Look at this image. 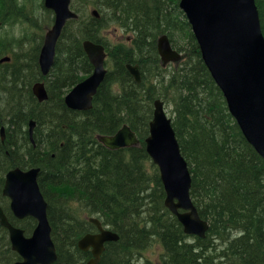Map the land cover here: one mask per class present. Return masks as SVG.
<instances>
[{
	"label": "trees",
	"instance_id": "obj_1",
	"mask_svg": "<svg viewBox=\"0 0 264 264\" xmlns=\"http://www.w3.org/2000/svg\"><path fill=\"white\" fill-rule=\"evenodd\" d=\"M3 1L0 0V25L7 20V10ZM77 2L78 0H74L71 6L79 14L78 6L76 7ZM83 2L86 3L85 8L89 18V7L96 8L100 13V16L94 19L105 21L110 17L109 6H113L125 19V21L109 19L105 23L101 22L94 34L87 33L86 35V38L104 44L107 52L105 64L109 68L93 97V106L90 110H67L62 102L53 99V93L64 98L76 83L92 72L93 66L81 44L83 60L74 70V75L66 81L62 72L64 64L61 61L59 46L65 41L68 45L65 46L67 55L69 48L79 43L73 39L68 40L66 31L67 26L71 24L80 25L83 22L81 16L67 22L57 42L55 61L50 73L43 78L39 77L46 85L48 93L46 101L38 102L30 89L27 93L23 90L21 86L24 81L20 78L25 79L26 76L17 73L14 70L15 67L10 66L13 69L11 74H5V71L0 72V77L9 75L12 78L10 82L13 85L8 86L6 94L9 95L8 101L16 103V107L6 104V108H11V113H8L6 117L9 125L18 124L25 130L19 139L21 146L28 145L27 122L34 116L37 117L39 126L45 128L48 133L50 132L45 137H50L55 142L57 140L55 137L53 139L54 135L51 134L53 131L50 130L54 124L60 127L62 122L66 130L59 128V133L55 135H64L65 131L68 132V128L74 131L80 129L77 123L71 121L73 116H84L86 121L95 120L97 122L94 124L95 131L90 133L92 141L83 146L84 150L81 153L75 157L69 148L66 155H60L61 164L51 166L54 171H51L52 175L48 176L49 183L46 184L39 173L38 183L49 204L51 234L58 252L56 263L59 264L61 256V248L58 246V230L59 238L66 227L75 229L80 237L93 228V225L83 221L78 229L73 222L68 225L63 223L64 217L66 214L71 215L74 206L90 213L88 206L94 204L95 216L114 231L116 227L113 229L110 221H115L117 226L120 225L117 224L116 219L111 218L112 216H105V212H110L102 203L118 207L120 203L113 202L117 196L121 195L122 200L123 198L128 200L130 194L145 183L147 191L152 193L150 196L155 191L157 194L154 200L145 203L141 200L140 204L143 208L147 206L145 214L154 213V215L144 216V218L140 212L138 213L137 222L133 226L135 230L129 232V242L126 247L120 249L119 253L127 249L134 256L149 248L157 238L165 253L160 260L161 264L176 262L175 258L181 263L197 264L193 245L198 241L200 253L203 254L210 249L212 256L215 255L218 260V264H264V157L259 155L247 142L229 113L223 94L202 61L191 28L179 9V0H83ZM255 3L264 35V0H255ZM18 16L19 19H26L22 14ZM110 26L121 29L124 40L121 39L115 43L107 42L101 35V31ZM160 34H167L172 46L182 53L181 59L176 64L161 65L156 49V39ZM120 51L121 59H119ZM137 56L142 59H138ZM112 60L120 64L125 61L138 63L142 82L136 83L126 69L125 76H121L122 80L111 81ZM150 64H154L158 71L156 73L159 75L165 72L162 68H169L170 72L164 83L161 82L164 78H161L157 82L158 86L155 84L156 88L153 85L149 86V90L146 89L147 92L144 94L142 89L146 81L144 73L151 70L148 68ZM156 73H152L154 77H158ZM126 80L129 83H126ZM155 89L161 92L157 94L160 98L172 105V126L191 174L190 195L200 217L209 222L206 237L203 239L195 237L193 238L194 243H190L192 240L183 233L182 226L176 217L164 206L165 193L158 169L145 151L144 139L148 135L149 122L152 118ZM15 98L16 101L13 100ZM144 98L149 100L148 107L143 106ZM41 111L44 113L42 117L46 122L38 118L37 114L42 113ZM64 111H66L65 114ZM125 123L135 132L139 139L138 145L110 150L97 140L98 134H114ZM90 127L92 123L86 128ZM6 134L7 140L9 133L6 132ZM65 137V140L69 139L68 136ZM7 145H0V155L5 156L6 152L12 154L13 150ZM65 147L66 145L63 146ZM14 149L16 150L15 147ZM19 153L20 157H23V153L20 151ZM87 154H91V157L87 158ZM64 159L68 161V164L63 161ZM24 161L17 160L19 163L10 167L20 165V167L28 168L39 164L37 158ZM84 164L85 169L81 171ZM60 165L65 167L61 168ZM93 166L94 170L96 166L100 169L97 173L93 171L94 187H91L86 183L88 181L82 179V175H85V170L90 174ZM136 170H139V175L136 174ZM140 172L144 179H147L146 181L139 177ZM4 174L5 172L1 173L0 177L2 186ZM44 183L53 190L51 197L48 196L43 186ZM53 199L61 202V209L56 213L52 211ZM151 206L154 208L153 212H149ZM5 212L9 220L22 227L26 233L34 228V219L16 220L10 211L5 210ZM57 216H60L62 221L58 222ZM164 216H168V219H164ZM130 219L131 216L127 215L122 220ZM25 221H32L33 226L27 229L24 225ZM52 222L57 223L59 229ZM0 231L5 232L6 230L0 225ZM182 235L185 237L183 242L179 241V236ZM215 236L214 239L221 241L220 245L210 244L207 240ZM5 241L9 259L15 261L18 256L11 251L8 240ZM117 241L106 243L105 251L98 264H111L107 257V248ZM209 257H204V260ZM144 261L151 264L147 258H144Z\"/></svg>",
	"mask_w": 264,
	"mask_h": 264
},
{
	"label": "water",
	"instance_id": "obj_2",
	"mask_svg": "<svg viewBox=\"0 0 264 264\" xmlns=\"http://www.w3.org/2000/svg\"><path fill=\"white\" fill-rule=\"evenodd\" d=\"M70 3L71 0H44V6L54 13L53 24L45 33L38 58L44 75L53 65L56 43L63 27L67 20L77 17L70 9ZM179 6L184 10L202 61L221 90L230 114L249 144L264 157V36L255 1L180 0ZM92 14L98 16L95 10ZM156 46L163 65L180 59L181 54L172 47L166 34L158 38ZM83 50L93 66L92 73L65 96L72 110L79 111L92 107V98L106 74L104 46L85 40ZM127 69L135 81L140 82L138 65L128 64ZM31 90L39 102L47 100L43 82H35ZM29 125L32 135L33 123ZM97 139L109 149L135 146L139 142L127 124L115 134L98 135ZM145 147L159 169L166 194L164 205L176 215L185 233L205 237L209 224L200 218L191 200L188 164L160 99L154 101ZM38 174L39 169L35 167L28 170L14 168L5 174L2 194L10 199L13 215L17 218L31 216L37 221L31 236L26 237L22 229L8 221L0 207V224L9 232L12 250L22 257L15 264H52L57 258L47 218V202L37 184ZM88 221L96 225L98 232L83 235L78 240V247L83 251L91 247L93 257L86 264H97L104 244L116 241L118 235L105 228L98 218L89 217Z\"/></svg>",
	"mask_w": 264,
	"mask_h": 264
},
{
	"label": "bare ground",
	"instance_id": "obj_3",
	"mask_svg": "<svg viewBox=\"0 0 264 264\" xmlns=\"http://www.w3.org/2000/svg\"><path fill=\"white\" fill-rule=\"evenodd\" d=\"M82 5H78V10H79V16L82 17L83 22L80 25H69L67 26V38L68 40H76L79 41V43H76L75 46L70 47L68 50V54L66 55L67 51L65 52V46H68L65 44V41L61 43V45L59 46V50H60V54H61V61L64 64V67L62 68V72L64 74V79L66 81H68L73 75H74V70L76 68H78V66L81 64L82 60H83V55L81 53V49H80V44L81 47L83 48V42L85 40H91L89 38H86L87 33H92L94 34V32H96V29L98 27V25L101 22H106L109 19H119L122 21H125L124 17H122L118 11L115 10V8L112 6H109V13H110V17L108 19H106L105 21H99L94 19V17L90 16V18L88 17L87 13H86V3L85 2H81ZM16 4V1H15ZM14 9L9 8V12H13ZM24 15V14H22ZM44 17L45 19H52L53 18V14L51 12H44ZM27 18H30L27 16ZM102 29V28H101ZM41 40V39H40ZM65 40V39H64ZM27 45V44H25ZM25 45L22 43H17L14 47L15 48H11V50L9 51V53L11 54L10 56H5L3 58L0 59V65H5L8 67L12 66L15 67L14 70L17 71V73H20L24 76H26L29 71L33 68V73L35 75V79L37 77L40 76L41 74V78L44 77V74L41 73L40 68H39V63H38V58H39V53L40 50L42 48L43 45V41H40V46L39 50L37 52V48H38V43L35 44V48H34V52L33 55L30 54V49L31 47L27 48L25 47ZM23 47L27 48V49H23ZM29 49V51H28ZM85 52V51H84ZM37 53V54H36ZM32 55V56H30ZM121 51H120V56L119 59H121ZM88 58V57H87ZM138 59H142V57H138ZM3 59V60H2ZM7 59V60H6ZM113 67L111 69V73H112V78L110 79L111 81L114 80H122L121 76H125V69L127 70V65H134V64H138V63H132V61H125L122 64H120L119 62H115V61H111ZM118 65H121L122 67H119ZM139 65V64H138ZM12 70L9 71H5V74L12 73ZM37 72L39 73V76H37ZM50 73V72H49ZM48 73V74H49ZM145 75V74H144ZM48 76V75H47ZM116 79H115V78ZM11 76L7 75L6 77H1L0 78V82L3 80V82H6L8 80H10ZM27 78V77H26ZM146 78V75H145ZM148 78H150V74L148 75ZM26 81L24 80L23 84ZM142 82V81H141ZM140 82V83H141ZM126 83H129L128 80H126ZM22 84V85H23ZM22 87V86H21ZM29 86L26 87V89L23 90L25 92L29 91ZM149 86H143V93L146 94L147 90H149L148 88ZM32 88V86H31ZM147 89V90H146ZM22 90V92H24ZM32 93V90H31ZM155 97L153 98L152 101V113L154 111V101L157 100L158 98H160L159 95L161 92L157 89H155ZM33 95V94H32ZM8 94H4V91L1 90V94H0V115H1V110L4 106V104H11L12 106L16 107V103L12 102L11 100L8 101ZM16 97L18 98V94L16 95ZM144 97V96H143ZM53 99L55 101H60L63 103L64 107L67 110H72V108L67 104L65 98H61L60 96L56 95L55 93H53ZM14 101H16V98L13 99ZM18 100V99H17ZM32 101V100H31ZM149 104V100H147V98H144V103L143 106L148 107ZM73 111H77V110H73ZM42 113H38V118L40 119V121H44L45 119L42 117V115L44 114L43 111H41ZM63 112V111H62ZM164 112L167 113L166 107H164ZM66 113V111H64V114ZM75 115V114H74ZM143 118V117H142ZM173 118V112L171 115V119ZM73 123H77V126H79V130H72L70 128H68V132L65 131L64 135H55V133H59L58 129L59 128H63L64 130L65 127L63 126L62 122L59 125L60 127H58V125H53V127L51 126L50 130L53 131V139L55 137V140H57L56 142L53 141L50 137H45L46 135H48L49 133L47 131H45V128H41L42 126H39L38 124V119L37 117H33V118H29L28 122H27V131L28 134L26 133V138H27V144L26 146H21L19 144V139L23 134V131H25L24 129H22V127L18 126V124H14L9 125L8 123H4L0 120V145L1 146H9L11 150H13L12 154L10 155L9 153H5V156L0 155V177H1V173H6L9 170H12L14 168H20L22 170H28L32 167H28V168H23L20 167V165L18 166H12L13 164H17L20 161H31L33 160V158H37L39 159V164H34L32 166H35L39 169L40 174L42 179L47 183H49L47 180H49L48 176L52 175L51 171H54L51 169L52 165H56L58 163H60V155H66L68 152V149L71 148V153H73V156H77L79 153H81L84 148L83 146L89 142H91V136L90 133L94 130L95 131V127L94 124H96L97 122L94 120H88L86 121V117L84 116H73V119L71 120ZM30 122L33 123V129L32 132L33 134L31 135L29 132V124ZM46 122V121H44ZM92 123V127H90L89 129H87L86 127H88L89 124ZM38 124V125H37ZM37 127V129H36ZM36 129V132L34 134V131ZM70 129V130H69ZM12 131V132H11ZM6 132L9 133V137L6 140L7 134ZM65 136H68L69 139L65 140ZM97 138V137H96ZM7 143H6V141ZM98 140V139H97ZM65 148H63V146H65ZM14 147L16 148V150L14 149ZM53 147V148H52ZM24 148V149H21ZM29 148L31 150H29ZM22 152L23 157H20V153L19 151ZM1 152V150H0ZM60 153V154H59ZM87 158L91 157V154H87ZM17 160L19 162H17ZM24 161V162H25ZM64 162H66L68 164V161H66L65 159L63 160ZM61 164V163H60ZM61 168H64L65 166L60 165ZM85 169V164L83 165V168L81 169V171H83ZM99 166H96L95 170H94V166L90 171V174H88V172L85 170V176L84 174L82 175V179L88 181L86 182L89 186L94 187V173L93 171H95V173H97L99 171ZM71 170V169H69ZM72 171V170H71ZM39 174V175H40ZM136 174L139 175V170H136ZM79 176V175H78ZM85 176V177H84ZM143 181H146L147 179H144V176L141 174L140 172V176H139ZM104 179V178H102ZM45 183L43 184L47 194L49 197L52 196V191L51 187L49 185H46ZM2 183L0 182V207L3 210L6 211H10V202L8 200V198H6L5 196V200L2 198ZM147 186L145 183H142L137 191H133L130 194V198L128 200H125L123 198H121L120 196H117L115 198V200L113 202H116L117 204H119V208L116 205H110L108 203H102V205L106 208L108 212H105V216L110 217L112 219H116L117 224H119L120 226H117L115 221H110V226L114 229V227H116V230L114 229L113 232H115L118 235V241L115 242V244L109 245L107 248V257L108 260L111 262V264L113 263H117V264H148L146 261H144V257H143V251L138 252L137 254H135L134 256L129 253V251L126 249V251L119 253L120 249L123 247H126L129 242V238L128 234L129 232H133L135 229H133L134 224L137 222V215L140 212L141 216H148V215H154V213H146V207L143 208V206L140 204V201L142 200V203L145 202H149L155 199V196L157 194V192L155 191L153 193L152 196H150L152 193H149L147 191ZM164 190V189H163ZM58 193V192H57ZM59 194V193H58ZM2 196V197H1ZM60 201H56L53 199L52 202V211L56 213V211H60L61 209V205H60ZM151 204V203H149ZM69 210L71 211V209L69 208ZM88 211L90 213L94 214V204H91L88 206ZM154 208L151 206V209L149 212H153ZM144 213V214H143ZM130 215L131 219L130 220H125L123 221L122 219L124 218V216ZM55 216V215H54ZM161 216V213H160ZM165 219H168V216H164ZM145 218V217H144ZM57 220H59L58 222L62 221L60 216H57L56 218ZM65 221L63 222L65 225L70 224L71 222H73L76 226V229H78L79 227L82 226V221H79L77 217H75L74 215V208L73 211H71V215L70 214H66V216L64 217ZM208 222V220H206ZM53 224H55V227L58 228L57 223L52 222ZM62 223V222H61ZM209 223V222H208ZM24 225L27 227V229H30L33 226L32 221H25ZM35 227V224H34ZM60 227V226H59ZM61 228V227H60ZM59 229V228H58ZM132 229V230H131ZM120 234H119V233ZM190 240H192L190 243H194L193 238H205V237H200L197 234H187L185 232H183ZM216 238H208L207 240L209 241L210 244H214V245H220L221 241H218ZM80 239V237L78 236L77 232H75V229H73L72 227H66L64 230H62V236L59 238V230H58V246L59 248H61V256H60V260H59V264H86V258L88 257V254L83 252L79 247H78V240ZM128 240V241H127ZM185 240L184 235L179 236V241L183 242ZM189 243V244H190ZM198 241L195 242V244L193 245V252L196 254L195 255V260L197 264H218V260L215 258V255L212 256V252L210 249H208L207 251H205L203 254L200 253V251L198 250ZM164 250V249H163ZM8 250H7V244L6 241H4V239L0 240V264H14L15 261L12 259H9L8 256ZM165 253L162 254L161 258L164 256ZM211 256V257H209ZM204 257H209L207 259L204 260ZM143 259V260H142ZM174 261L176 262H172L169 264H194V263H181L180 261L177 260V258L174 259ZM153 264V263H151ZM161 264V263H160Z\"/></svg>",
	"mask_w": 264,
	"mask_h": 264
},
{
	"label": "rangeland",
	"instance_id": "obj_4",
	"mask_svg": "<svg viewBox=\"0 0 264 264\" xmlns=\"http://www.w3.org/2000/svg\"><path fill=\"white\" fill-rule=\"evenodd\" d=\"M15 1H16V4H15ZM3 2H5V9L7 10V16H6L7 20L3 23V25H0V59L5 57L6 55L10 56L11 54L9 53V51L11 50V48H15L14 46L17 43H19V41L20 43H22V46L23 44L24 45L27 44L25 45V47L27 48L29 46L31 47L30 54L32 55L34 52L35 44L38 43V48L36 49L38 52L39 47H41L40 41L41 40L43 41L44 34L47 28L52 23V19H50V17L49 19H45L44 17V12H46L45 11L46 9L43 6V0H4ZM79 2H80V5H82L81 2H83V0H78L76 7L79 5ZM9 8L14 9V11L10 13ZM19 14H24L26 19L25 20L19 19V16H18ZM27 16L30 18H27ZM260 28H261V23H260ZM122 34L123 32L121 29L113 27V26L107 27L101 31V35L109 43H115L123 39ZM25 47H23V49H27ZM148 68L151 70L147 71L146 74L144 73L146 75V81L144 83L145 86L153 85L156 88L155 84L158 86L157 82L161 78H164L161 81L163 83L164 81L167 80V75L170 72L168 71L169 68L168 69L162 68V71H165V72L160 75L156 73L158 71L155 69L154 64L153 65L150 64ZM9 70H11V67L7 68V66H3V65L0 66V72H3V71L7 72ZM154 72L158 75V77L156 76L154 77V75L152 74ZM149 74H150V78H148ZM37 76H39L38 72H37ZM26 77L27 78L25 79H22V77L20 78L21 80L26 81L22 85V87L25 90L26 87L30 85L29 89L31 90V86L33 85L34 82L39 81V79L41 78V75L39 76L40 78L37 77L35 79V75L33 73V68H32L29 71V73L26 75ZM10 80L8 82H3V80L0 82V94H1V90H3L4 94H6L7 93L6 90L8 86L10 87L11 84L13 85V83L10 82ZM165 107H166L167 113L169 115H172V111H171L172 105H170L168 102L165 101ZM8 113H11V108L9 107L6 108V104H4L1 110V115H0V118H1L0 120L2 122L7 123L6 115ZM2 196L1 197L5 200V197L3 194ZM74 208H75L74 215L75 217L78 218L79 221L87 222L88 217H94L95 215V214H90L88 212H85L81 208H77L75 206ZM163 218L165 219V217ZM93 230H94V227H93ZM1 239H4V241L8 239V233L6 231L5 232L0 231V240ZM163 253H164V250H163V247L161 246V243L159 242L157 238H155L152 245L146 250H144L142 254L144 258H147L149 260V262L153 264H160L161 256Z\"/></svg>",
	"mask_w": 264,
	"mask_h": 264
},
{
	"label": "flooded vegetation",
	"instance_id": "obj_5",
	"mask_svg": "<svg viewBox=\"0 0 264 264\" xmlns=\"http://www.w3.org/2000/svg\"><path fill=\"white\" fill-rule=\"evenodd\" d=\"M83 252H85V253H87L88 254V257L86 258V263L92 258V254H91V251L90 250H87V251H83Z\"/></svg>",
	"mask_w": 264,
	"mask_h": 264
}]
</instances>
